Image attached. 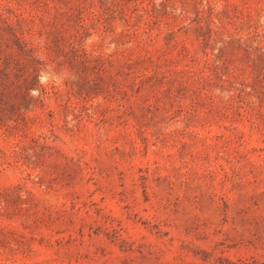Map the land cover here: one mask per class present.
Segmentation results:
<instances>
[{"label":"rangeland","instance_id":"rangeland-1","mask_svg":"<svg viewBox=\"0 0 264 264\" xmlns=\"http://www.w3.org/2000/svg\"><path fill=\"white\" fill-rule=\"evenodd\" d=\"M0 264H264V0H0Z\"/></svg>","mask_w":264,"mask_h":264},{"label":"trees","instance_id":"trees-1","mask_svg":"<svg viewBox=\"0 0 264 264\" xmlns=\"http://www.w3.org/2000/svg\"><path fill=\"white\" fill-rule=\"evenodd\" d=\"M14 39L18 45V49L27 57H30L32 60H35L34 58V50L29 48L28 44L21 38L18 37L17 33L13 32Z\"/></svg>","mask_w":264,"mask_h":264}]
</instances>
